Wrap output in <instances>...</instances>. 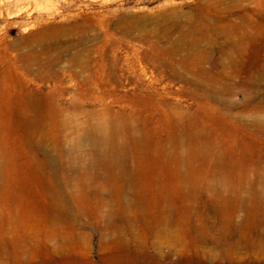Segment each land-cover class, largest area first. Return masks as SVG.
I'll return each instance as SVG.
<instances>
[{
    "label": "rangeland",
    "instance_id": "rangeland-1",
    "mask_svg": "<svg viewBox=\"0 0 264 264\" xmlns=\"http://www.w3.org/2000/svg\"><path fill=\"white\" fill-rule=\"evenodd\" d=\"M13 4L0 0V77L22 97L0 110V264H264V127L234 92L229 107L196 96L222 68L240 84L264 70V2ZM242 23L257 38L231 59L212 39ZM47 43L96 75H41ZM104 113L119 125L92 140ZM120 190L140 204L132 226Z\"/></svg>",
    "mask_w": 264,
    "mask_h": 264
},
{
    "label": "bare ground",
    "instance_id": "bare-ground-1",
    "mask_svg": "<svg viewBox=\"0 0 264 264\" xmlns=\"http://www.w3.org/2000/svg\"><path fill=\"white\" fill-rule=\"evenodd\" d=\"M14 4H18L20 0H11ZM42 3H54V2H74L76 0H39ZM264 2V0H260V5ZM13 4V5H14ZM8 6V10H12V6ZM242 6V5H241ZM240 8H247L245 11V15L243 16L247 21H253L256 18L254 12H250L248 6H242ZM250 25L246 23L242 24H235L233 26L234 30L223 31L218 34V38L215 37L212 33V43H222L228 50L227 55L231 53L229 56L231 59L233 55L237 57H242L243 55V46L250 42L256 40L257 35L254 34L251 29ZM185 39V38H184ZM82 46V43L73 44L69 47V52L73 49L79 48ZM44 52L41 57H38L39 60V67H40V74L45 75L49 78H55L59 76H70V77H90L92 75H96V72L91 68V59L89 55H82L80 53H75L66 57H63L62 54L59 53L60 48H56L53 46L52 43H47L46 47L43 48ZM58 53V54H57ZM50 54H57V58L53 61H48V57ZM221 56L220 59H226L228 56ZM239 61L234 60L233 65L235 69H238ZM63 65V66H62ZM225 69L222 68L219 73H214L217 77H210V83L214 86L215 90L209 91L210 93H203L201 95H196L200 97L201 100L208 101L209 99H214L218 101L222 106L229 107V100L227 98L228 92H234L235 96H242V100L238 103L233 104L236 108L246 109L253 117L254 122H252V126H259L264 127V90L262 83L264 81V70H260L257 76H252L249 80L244 82L243 84L235 82L233 78L227 77L225 75ZM206 71L204 74L209 75ZM209 83V82H208ZM200 89L203 90L202 85ZM13 93L10 90L7 91V80L5 78L0 77V110H6V113L10 115L12 109L14 108V104H18V101L21 100L22 95L16 94L15 96L12 95ZM108 106H111V103L105 107V109H109ZM33 107L35 108L34 111L40 110V103L38 101H33ZM108 113V112H107ZM118 123L114 120L107 119L106 113L104 116L99 117L97 119L96 127L92 128L90 138L93 140L96 137L108 136L111 132L114 131L115 128L118 127ZM134 193V192H133ZM126 193L124 191L118 192V203L114 200L113 196L110 194L108 197L104 196L102 193L97 192V205L99 207L106 206L107 202L112 203L116 202L119 206V214L124 215L123 224L132 226L136 220L138 219V213L140 209V204L136 199V196H133L132 199H127L124 197ZM137 210L133 214L132 211L129 210ZM164 222L163 225L170 226L173 223L174 213L171 209L165 210L163 212Z\"/></svg>",
    "mask_w": 264,
    "mask_h": 264
}]
</instances>
